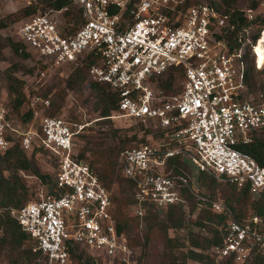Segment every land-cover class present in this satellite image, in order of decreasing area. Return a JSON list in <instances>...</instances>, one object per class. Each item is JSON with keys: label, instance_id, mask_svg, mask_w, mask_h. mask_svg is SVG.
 I'll list each match as a JSON object with an SVG mask.
<instances>
[{"label": "built area", "instance_id": "obj_1", "mask_svg": "<svg viewBox=\"0 0 264 264\" xmlns=\"http://www.w3.org/2000/svg\"><path fill=\"white\" fill-rule=\"evenodd\" d=\"M70 1L82 17L76 29L59 21L69 6L49 9L20 25L18 41L43 66L97 57L88 78L118 96L113 114L164 132L161 143L126 149L117 159V172L135 186L134 216L142 219L150 205L157 210L185 205L182 191L187 190L197 210L228 217L222 243L211 249L217 262L242 264L253 254H264V217L237 221L225 203L199 193L187 173L167 171V161L180 156L196 174L247 186L253 196L264 193V166L237 148L264 131V94H248L245 83L247 48L255 67L262 68L255 49L264 28L253 42L252 24L237 28L213 6L184 7V0ZM255 11L245 9L244 17L254 20ZM171 68H181L184 77L180 89L167 94L157 82ZM27 98L32 119L25 125L16 124L0 106V154L18 143L25 152L46 151L56 163L51 190L41 185L33 202L10 210L34 242L33 251L48 264H69L70 248L78 245L110 264H132L135 249L117 231L111 189L74 154L76 137L89 124L42 115L38 106L47 108L50 101Z\"/></svg>", "mask_w": 264, "mask_h": 264}, {"label": "trees", "instance_id": "obj_2", "mask_svg": "<svg viewBox=\"0 0 264 264\" xmlns=\"http://www.w3.org/2000/svg\"><path fill=\"white\" fill-rule=\"evenodd\" d=\"M248 1L249 9L256 10L258 0ZM188 3L191 2L186 0L184 7L189 6ZM209 5L221 14L228 15L231 23L236 24L237 28L255 23L264 28V15L248 21L244 17V11L238 8V0H212ZM67 6H69V10L64 14L65 24H72L74 30L82 23V17L80 10L76 9L70 0H36L35 3L24 6L16 13L0 18V31L20 19H28L31 16L42 14L39 12L49 9L60 10ZM251 37L255 42L259 39V31L256 34H251ZM4 49H8L18 60L17 63L1 71L9 95L10 115H13L12 113L20 115L23 123L26 124L32 119V112L28 110L21 113L27 97L23 90L25 83L16 76V72L24 69L26 73H33L35 68L23 66V62L30 58V54L20 41L0 35L1 59H3L2 51ZM79 61V66L70 73L65 81L67 90L80 87L88 79L89 69L98 62V58L87 55ZM254 66V55L250 48H247L245 83L249 92L257 90L264 92V81L260 79L264 74V69H257ZM183 77L184 72L181 68H171L158 79L157 86L167 94L175 93L180 89ZM52 89L51 87L41 94L47 97L52 93L50 105L44 111L48 117H56L64 105L65 91L57 93L56 91L52 92ZM89 89L95 97V112H98L97 119H99L96 122L108 129L107 132L100 133L102 137L92 136L88 139L77 157L84 160L86 159L85 154L90 152L92 159L89 165L101 184L108 189L113 183L118 184L119 195L112 199L115 202L113 216L117 231L125 235L129 246L139 247L141 259H145L148 256V248L153 236L159 235L165 264H189V261L198 264H236L230 259L217 262L211 252L214 246L222 243V234L228 217L208 209H200L198 214L191 218L197 210V203L187 190H183L182 195L187 201L189 212H185L184 207L186 206L184 205H172L168 206L166 212L160 217V211L150 205L142 219L146 232L143 236L139 235L138 220L136 217H129L127 212V207L132 203L135 186L130 180L116 173L117 159L122 151L137 148L144 143V137L148 134L153 133L155 137H162L164 132L159 128L154 129L149 126L145 129L139 125L144 131L142 138L138 139L136 134L127 136L124 133L120 135V130L113 127L109 118L117 110L118 96L106 84L89 81ZM237 148L250 155L260 166H264V131L257 133L251 143L239 144ZM35 150L41 149H34L30 156H27L18 143H14L10 149L0 154V251L6 250L9 264H43V261L38 262L41 257L40 252H34V247L31 245L26 246L28 241H32L31 238L10 214V210L20 209L30 202L29 190L20 176V172L30 173L40 178L45 184L50 181L47 175L41 173L33 159ZM189 169V164L180 156L167 161V171H172L174 175L189 174L191 173ZM197 177L198 186L204 192L201 194L210 198L217 196L222 198L231 209L235 220L240 221L249 215L264 217V193L253 198L247 186L237 188L228 182H218V179L206 172H199ZM193 229H198V232ZM181 230H186L184 237L169 234L170 231L177 233ZM70 259L74 264H95L94 259L78 245H73L70 248ZM44 261L46 262V260ZM242 264H264V254H253Z\"/></svg>", "mask_w": 264, "mask_h": 264}, {"label": "rangeland", "instance_id": "obj_3", "mask_svg": "<svg viewBox=\"0 0 264 264\" xmlns=\"http://www.w3.org/2000/svg\"><path fill=\"white\" fill-rule=\"evenodd\" d=\"M185 1L186 0H184V2ZM189 1L191 3L190 4L188 3V5L190 6V5H196V4H202V3L210 4L212 0H189ZM35 2L36 0H31L30 4L35 3ZM30 4H27L24 0H0V18H4L5 16L9 14L16 13L18 10H20L24 6H28ZM249 5L250 4L248 0H238V8L243 11L245 9H248ZM44 12H39V13H44ZM262 15H264V0H258V7L255 11V16L258 17ZM25 20L26 19H20L18 22L8 26V28L0 31V35L2 37H11L13 40L18 41V35H17L18 28ZM59 21L62 24L65 23L64 15L59 19ZM260 29H261L260 25H258L257 23L252 24L251 33L256 34L258 31H260ZM28 53L30 54V58L27 61L23 62V66H26L27 68H32V67L35 68L33 73H26L24 69L16 72V76L22 79L25 83L23 90H24L26 97L31 98L33 95H36L38 97L48 99L49 101H51L52 93L48 95L47 97H44L41 94H44V92H46L51 87L53 88L52 92L56 91L58 93L59 91H65L64 105L56 117L63 118L64 120L68 122H72V123L87 122L89 124V126L84 130V132L80 133L76 137L74 154L77 156L78 153L81 151V149L84 147L85 142L88 139H90L92 136L102 137L100 133L107 132V129H108L98 124V122H96L99 119H97L98 112H95L96 111L95 104H94L95 97H94V94L89 89L90 80L89 78L85 80V82L82 83V85H80L81 88L75 87L73 90H67L65 87L66 86L65 81L70 75V73L79 66L80 61L76 65H64L61 67H48V66H43L42 64L35 63L33 54L31 52H28ZM2 57L3 59L0 58V106L4 107L10 112L11 110L9 107V95L6 90L5 80L3 79L1 75V71L5 70L7 67L13 65L14 63H17L18 60L11 54V52L8 49H4L2 51ZM261 69H264V66H262ZM41 73H44V75H41ZM260 79L264 81V74L261 76ZM257 93L264 94V92L260 90H257L255 92H249L248 90V94L255 95ZM45 109L46 107L38 106V110L42 113V115H45L44 114ZM27 111H28V108L25 104L21 113H25ZM12 114H13L12 116H13L14 122L16 124L25 125L20 115H17L15 113H12ZM111 121H112L113 127L115 129L120 130L119 132L120 135H123L124 133L127 136L136 134L138 139L142 138L144 135V131L141 130V127L138 124L128 121L127 119L120 118L114 115ZM147 127H149V125ZM144 138H145V142L140 144L139 146L144 145V144L154 145V144H158L159 142L161 143L163 140L161 139V137H155L153 133L148 134ZM139 146H137V148ZM34 149H37V148H34ZM33 150L26 152L27 156H30ZM85 157H86V159H84L85 162L89 164V162L92 159L91 153L87 152L85 154ZM33 159L35 163L38 165L41 173L43 175H47L50 178V181L45 184L40 178L34 175H31L30 173H27V172L19 173L22 179L24 180L26 187L29 190L30 202H33L36 199V194H37V190L39 186L43 185L44 189L51 190L52 181L56 173V163L54 159L51 157V155L47 153L46 151L35 150ZM184 161L186 160L184 159ZM187 163L189 164V167H190L189 171L191 172L189 174L187 173L189 175L187 176L189 178L190 183L191 184L193 183L194 188L197 189L199 193H204L202 192L203 190H201L198 186V181H197L198 173L196 174L193 167H191L190 163L189 162ZM116 173L119 174L117 172V169H116ZM217 181L223 183V181H219V180ZM109 189H111L112 191V199L115 197H118L119 195L118 184L113 183ZM252 197L256 198V196H252ZM211 199L224 203L222 198H220L219 196L211 198ZM112 204H113V210H114L115 202H113V200H112ZM184 206H186L184 207L185 212L186 213L189 212V207L186 204ZM158 211H160L159 215L160 217H162L163 213L166 212V208L163 210H158ZM127 212H128L129 217H133V218L135 217L132 211V203L127 207ZM198 212L199 210H196L194 214H192L191 218H194L198 214ZM136 219L138 220L137 231L139 235L143 236L146 232L144 223L142 220L143 218L139 219L136 217ZM193 230L195 232H198V229H193ZM169 234L171 236H176L177 234L179 237H184L186 235V230H181V231H178L177 233L175 231H170ZM29 245L34 247V242L28 241L26 243V246H29ZM134 249H135V259L132 264H165V260L163 257V247L161 246L159 242V235L153 236V239L148 248L149 252H148L147 258L141 259V249L139 247H136ZM85 252L91 257H93L89 252L87 251ZM8 259H9V256L6 250L0 251V264H9ZM93 259L95 260V264H110L108 263L109 261H106L105 259H100L97 257H93ZM44 260L45 259L43 257H40L38 259V262L43 261V264H48ZM188 263L198 264V263L191 262V261H189ZM69 264H74L71 259H70Z\"/></svg>", "mask_w": 264, "mask_h": 264}, {"label": "bare ground", "instance_id": "obj_4", "mask_svg": "<svg viewBox=\"0 0 264 264\" xmlns=\"http://www.w3.org/2000/svg\"><path fill=\"white\" fill-rule=\"evenodd\" d=\"M255 55H257V63L259 67H262V65L264 64V34L257 43Z\"/></svg>", "mask_w": 264, "mask_h": 264}]
</instances>
